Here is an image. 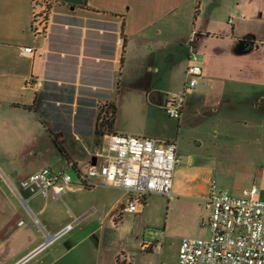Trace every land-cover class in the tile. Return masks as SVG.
Returning a JSON list of instances; mask_svg holds the SVG:
<instances>
[{"label":"crops","instance_id":"crops-1","mask_svg":"<svg viewBox=\"0 0 264 264\" xmlns=\"http://www.w3.org/2000/svg\"><path fill=\"white\" fill-rule=\"evenodd\" d=\"M42 9L47 18L36 21ZM24 45L32 51L21 52ZM191 46L203 68L195 88L186 86ZM170 92L184 96L179 125L233 119L264 102V0H0V141L13 145L0 148L1 161L34 159L43 145L55 143L48 128L65 158L82 169L106 131L176 139L158 129ZM123 113L145 125L133 129ZM42 166L21 172L0 163V264H157L150 255L155 244L143 239L142 228L127 233L139 241L136 252L109 246L130 212L123 210L125 194L106 218L93 217L96 207L88 205L47 213L55 206L39 195L25 203L13 180ZM176 167L172 196L151 193L130 213L183 209L184 197L197 195L185 190L196 186L197 176L180 177ZM196 167L206 201L217 170L206 162Z\"/></svg>","mask_w":264,"mask_h":264},{"label":"rangeland","instance_id":"rangeland-1","mask_svg":"<svg viewBox=\"0 0 264 264\" xmlns=\"http://www.w3.org/2000/svg\"><path fill=\"white\" fill-rule=\"evenodd\" d=\"M44 9L37 13L36 21L44 22L46 20L47 14ZM241 114V116L229 120H219L217 117L195 123H186L182 120L179 125L178 119L172 118L163 109V112L159 113L157 117L160 124L158 129L163 128L174 132L180 157L176 168H180V177L185 172L192 176L196 173V186H189L185 190L189 194L197 195L184 197L186 203H182L183 209L177 211L174 206L165 205L163 211L158 214L149 212L133 215L130 212L126 213L123 228L113 232L109 246L136 252L140 248L139 241L135 235L127 236V233L133 231L135 234L142 228L145 231L143 239L155 244V249L150 255L155 258L156 263L176 264L182 236L209 234V228L203 223L209 213V208L206 201H203L200 196L204 193L205 188L198 185V179L201 177L198 173L199 168L196 166L199 165V162H206L216 168L214 179L220 188L240 194L244 187L256 184L260 189L257 196L264 198V174L261 173L264 170V102L260 101L257 106L248 107L245 114L242 112ZM215 115L218 116L217 113ZM122 119L133 129H141L145 125L142 118L131 117L129 113H123ZM147 127L149 130H156L150 124ZM102 137L103 135L101 140L104 139ZM12 147L13 145L8 144L6 140L0 141L2 151H12ZM7 155L9 154H4V156ZM190 156L193 158L191 163H194V168L189 166L191 165L189 164ZM65 162L64 152L52 140L43 145L41 153L30 161L19 158L0 160L2 166L17 168L21 172L31 166L45 165L58 168L65 165ZM66 171L71 177V182L63 195L54 198L36 196V199L41 203L48 199L53 202L49 206L55 207L48 208L47 213L53 210L79 209L88 205L96 207L92 213L93 217L106 218L114 211L112 206L115 201L124 197L123 191L118 188L102 185L85 186L80 182L78 171L74 167H67ZM21 179L13 180L18 187ZM23 192L26 194L24 190ZM24 194L23 196H25ZM173 198L175 199V196ZM30 201L32 202V199ZM144 223H148V225L143 226ZM147 248L152 250V246L150 248L147 246Z\"/></svg>","mask_w":264,"mask_h":264},{"label":"built area","instance_id":"built-area-1","mask_svg":"<svg viewBox=\"0 0 264 264\" xmlns=\"http://www.w3.org/2000/svg\"><path fill=\"white\" fill-rule=\"evenodd\" d=\"M31 51L30 45L21 47L23 53ZM202 73V60L191 46L186 86L197 87ZM183 102V94L171 92L163 108L181 119ZM103 137L94 153L95 161L91 160L86 169L66 159L63 166H43L21 179L19 188L26 192L23 198L63 195L71 182L66 171L70 166L76 168L80 182L87 187L102 185L124 191L125 211H140L151 193L172 196L174 170L180 160L177 139L115 131H106ZM259 192L253 184L234 194L213 180L206 198L209 213L203 221L209 234L182 236L178 264H264V198L257 196Z\"/></svg>","mask_w":264,"mask_h":264},{"label":"trees","instance_id":"trees-1","mask_svg":"<svg viewBox=\"0 0 264 264\" xmlns=\"http://www.w3.org/2000/svg\"><path fill=\"white\" fill-rule=\"evenodd\" d=\"M112 118H113V116H112V117L110 116V117L107 119V123H108V124L111 123V121L113 120ZM42 122L44 123V121H42ZM48 130L51 132V134H52V136H53V139H54L55 143H56L57 145L60 146L61 150L64 152V155H65V157H66V153H65V151H64V149H63V146H62V145L58 142V140L56 139V135L51 131L50 128H48ZM118 264H126V263H125V261H123V262L118 261Z\"/></svg>","mask_w":264,"mask_h":264},{"label":"water","instance_id":"water-1","mask_svg":"<svg viewBox=\"0 0 264 264\" xmlns=\"http://www.w3.org/2000/svg\"><path fill=\"white\" fill-rule=\"evenodd\" d=\"M96 157H93V161H95ZM24 202L26 203V200L23 198ZM55 235H57L56 233L55 234H52V235H49L46 237V239L44 240V242L42 243L45 244L46 242H48L52 237H54Z\"/></svg>","mask_w":264,"mask_h":264}]
</instances>
